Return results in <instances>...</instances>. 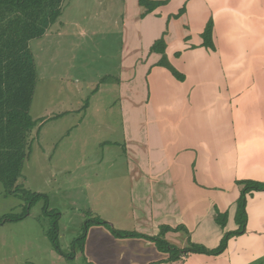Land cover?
<instances>
[{"label": "crops", "instance_id": "crops-1", "mask_svg": "<svg viewBox=\"0 0 264 264\" xmlns=\"http://www.w3.org/2000/svg\"><path fill=\"white\" fill-rule=\"evenodd\" d=\"M167 1L144 15L146 9L139 0H121L120 106L97 110L105 117V127L113 116L118 117L126 138L125 146L118 144V149V142L111 143L115 147L106 146L107 150H115V164H120V158H125L126 164V171L114 168L109 183L116 187L118 203L122 198L120 187L128 194L138 233L157 236L162 227L184 226L188 233L170 231L165 239L172 244L183 241L180 248L186 247L190 239L213 249L226 232L238 229L235 216L241 188L235 186L236 181L264 183V0ZM65 5L66 0L58 21L29 44L38 75L31 115L37 122V145L51 147L41 155L49 157V164L63 165L62 169L56 168L62 180L52 171L46 184H57L71 197L73 205L86 202L83 205L90 211L91 204L106 203V188L101 186L108 183V174L103 166L95 170L96 164L102 165L106 158L97 159L95 152L84 148L86 139L79 141L80 148L78 143L73 144L75 140L61 141L62 133L71 127L84 134L88 129L85 119L78 117L71 122L69 116L77 110L66 103L54 105L51 96L47 106L34 111L41 82L38 65L45 49L42 43L55 44L56 36L61 41L60 54L54 57L57 63L50 61L51 69L47 65V73L43 72L44 83L61 85L68 79L81 82V76L71 77L65 66L69 52L75 50L69 48V43L81 45L87 30L78 25L72 32L55 29L50 35L54 27L64 28ZM182 9H187L186 13L173 18ZM211 19L215 50L203 46L202 34ZM161 38L167 45L168 61L185 75L184 81L158 65L163 55L151 48ZM33 42H38L34 51ZM61 125L62 131L57 130ZM94 184L96 187L91 189ZM38 193L47 195L51 204L57 190L40 188ZM3 194L7 200L9 196ZM230 212V221L228 218L223 228L216 220L217 214L228 213L230 217ZM247 213L246 233L232 238L226 251L218 256L188 254L166 261L169 254L160 252L155 243L142 238H117L106 225L93 224L84 245L85 258L91 264H253L264 259V191L248 196ZM28 222L26 217L11 223L26 228ZM3 226L5 223L0 224Z\"/></svg>", "mask_w": 264, "mask_h": 264}, {"label": "rangeland", "instance_id": "rangeland-1", "mask_svg": "<svg viewBox=\"0 0 264 264\" xmlns=\"http://www.w3.org/2000/svg\"><path fill=\"white\" fill-rule=\"evenodd\" d=\"M113 2L114 3L109 2L108 0H66V5L64 7V28L62 29L56 26V28L54 27L52 29L50 35L51 37L53 36L55 29H60V32L66 30L72 32L75 28H78V25L84 26L87 30L86 32L88 35L81 38V40L83 39L81 45L75 44L73 46V42L69 43V48L75 50L74 52H69L67 65L65 66V68L69 70L68 73L72 74L71 77L81 76V82L77 83L72 81V79H68L67 83L64 82L61 85L57 83L45 84L44 81L46 77L43 75V72L47 73V65L48 70L51 69V65L48 64L50 61L53 60V63H57V58L54 57L60 54L59 49L61 41H59V36H56L55 44H53L52 41L47 43L41 42L45 46V49L42 57L40 56V63L38 65L41 82L38 86L34 108L35 111V109L47 106L51 96V103L54 105L66 103L71 109L77 110L70 114L69 119L71 122L77 120L78 117L80 120L85 119V124L88 129H84V134L83 132L75 130L76 128L71 127L69 131L62 133L61 141L65 139L75 140L73 144L78 143L80 148L79 141L86 139V141L84 140V148H88V150L93 153L95 152L97 159L101 160V158H106L102 165L97 163L95 167V170L99 171L103 166L107 172L106 174H108V183L101 186V189L103 187L106 188L105 206L102 203L91 204V210L89 211L85 205H83L86 204V202L78 201V206L73 205L71 197L61 191V188L56 187L57 184H54L55 187L46 184L52 171L57 174L59 181L62 180L59 174L60 170L56 168L60 167L62 169L63 165L57 166L55 163H48L49 157L47 158L45 155H41V152H46L51 149V147H43L41 145L42 147L40 148L36 143L38 142L36 133L33 131L30 138V155L22 170L23 177L20 179V184L33 193H38V189L40 188H46L48 191L51 189H53V191L57 190V194H53L54 199L51 204L50 201L48 202L47 209L44 208L45 204L42 200L36 202L27 209L25 207L27 204L26 201L20 197L9 196L7 200H5L3 194L5 189L0 182V194H3V196L0 197V219L3 214L6 213L10 214L14 212L20 215L28 211L27 217L29 220V225L26 228H18L11 222H6L5 226L0 227V264H91L87 262L84 254V245H81L78 239L84 233L86 222L92 219H99L107 222L106 226L112 231L115 229L124 233L137 232L134 228V221L131 215L132 206L129 202L128 194L120 187L122 198L120 199V203H118L119 196L114 192L116 187L109 183L114 177V175H112V173L115 172L114 168L121 167L122 171H126V164L125 158H120V164H115V150H107L106 146L114 142H118L117 149L119 147L118 144H120V146H125V133L121 131V122L118 117L113 116L108 127H105L103 124L105 117L97 114L98 109H119L120 106L118 98V73L121 58V45L123 44L121 39L123 34V4L121 0H115ZM186 10L187 9H185L183 14L186 13ZM33 43L32 50L34 51L36 50L35 43L38 42ZM65 48L68 49V44ZM66 53H68V50ZM108 72L111 76L105 77ZM216 74L218 76L220 75L218 69H216ZM214 84V87H216L217 83ZM40 102L42 105L38 106ZM109 115L110 113H108V116ZM63 127L64 125H61L57 130L62 131ZM119 128L120 131H118ZM53 145L55 146L56 143H53ZM114 145L115 144H111L110 147H115ZM54 160H56L55 156L52 157L53 162H55ZM69 166L72 167L73 165ZM72 168L74 173L77 172L74 167ZM93 183L96 182L93 181ZM235 186L239 189L241 188L236 183ZM91 187V189H93L96 186L94 184V186ZM126 190L127 187H125V191ZM75 199L77 200L76 197ZM79 206H81L82 209L79 210ZM12 208H14V210ZM56 212L63 214V217H61L62 219L59 218L56 220V216L52 214ZM221 214H223L221 216H223L225 220L227 218V222L228 218L230 221L231 212L230 217L228 213ZM107 219L110 221H106ZM55 223L57 224V229L54 228ZM1 225H4V223H1ZM170 228L174 229L171 230V232L186 231L188 233V230L184 226ZM53 229L57 233V244L61 251H58L54 247L47 235V232ZM19 238L24 242H20ZM176 242L173 244L170 242L168 243L179 250H184L193 243L189 239L188 245L184 248H180L183 241H181V243L180 241H178V243ZM12 254L17 255L12 260H6L7 257ZM150 260L141 262H148ZM253 264H264V259L262 258Z\"/></svg>", "mask_w": 264, "mask_h": 264}, {"label": "trees", "instance_id": "trees-1", "mask_svg": "<svg viewBox=\"0 0 264 264\" xmlns=\"http://www.w3.org/2000/svg\"><path fill=\"white\" fill-rule=\"evenodd\" d=\"M64 2L65 0H0V182L4 186L5 195L22 198L27 203V209L40 200H44L45 209L48 207L47 195L33 193L20 184L22 170L30 155V138L37 126L31 115V106L38 75L29 44L32 40L41 38L58 21ZM167 3V0H139L140 6L146 9L144 15L153 13ZM183 12L185 9L180 10L173 18H179ZM213 33L214 23L211 19L202 34L203 46L215 50ZM166 47L165 39L161 38L155 42L151 51L163 55L159 66L167 68L174 77L184 81L185 75L168 61ZM236 184L241 187L235 216L238 229L226 232L216 248L208 249L192 243L190 247L179 250L164 239L168 231L174 230L167 226L162 227L157 236L137 232L124 233L115 229L112 232L117 238H142L155 243L160 252L169 254L166 261H175L179 256L188 254L221 255L232 238L242 236L247 231L248 196L253 192L264 191V183L253 180H239ZM27 214L28 211L20 215L7 214L0 219V224L23 220ZM52 214L56 216V220L59 219L60 213ZM221 215L223 214L218 213L216 220L225 228L227 218L225 220ZM93 224L107 225V222L99 219L88 220L83 235L78 239L81 245H85L89 228ZM54 228L57 229L56 223ZM47 235L54 247L61 251L55 230L47 232Z\"/></svg>", "mask_w": 264, "mask_h": 264}]
</instances>
